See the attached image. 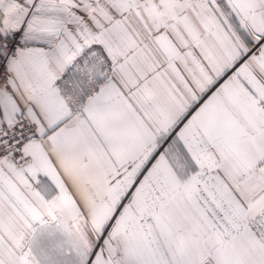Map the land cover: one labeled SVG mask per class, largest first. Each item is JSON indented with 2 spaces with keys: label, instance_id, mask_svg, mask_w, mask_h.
Returning a JSON list of instances; mask_svg holds the SVG:
<instances>
[{
  "label": "snow or ice",
  "instance_id": "6c2138e0",
  "mask_svg": "<svg viewBox=\"0 0 264 264\" xmlns=\"http://www.w3.org/2000/svg\"><path fill=\"white\" fill-rule=\"evenodd\" d=\"M45 217L62 264H264V0H0V264Z\"/></svg>",
  "mask_w": 264,
  "mask_h": 264
},
{
  "label": "crops",
  "instance_id": "0c3cea01",
  "mask_svg": "<svg viewBox=\"0 0 264 264\" xmlns=\"http://www.w3.org/2000/svg\"><path fill=\"white\" fill-rule=\"evenodd\" d=\"M55 193H45L51 199ZM34 253L38 264H62L64 253L68 249L67 236L54 227V222L45 217L43 224L35 223L26 233V242H33Z\"/></svg>",
  "mask_w": 264,
  "mask_h": 264
}]
</instances>
